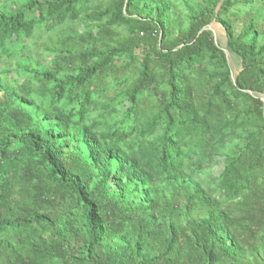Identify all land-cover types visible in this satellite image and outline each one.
Masks as SVG:
<instances>
[{"label": "trees", "instance_id": "16d2710c", "mask_svg": "<svg viewBox=\"0 0 264 264\" xmlns=\"http://www.w3.org/2000/svg\"><path fill=\"white\" fill-rule=\"evenodd\" d=\"M0 264H264V0H0Z\"/></svg>", "mask_w": 264, "mask_h": 264}, {"label": "rangeland", "instance_id": "374dc122", "mask_svg": "<svg viewBox=\"0 0 264 264\" xmlns=\"http://www.w3.org/2000/svg\"><path fill=\"white\" fill-rule=\"evenodd\" d=\"M6 3L9 4V3H12V2L11 1H6ZM206 28L211 31L215 42L220 46V48H222L224 51H226V56H227V59H228V63H229L230 69H231L232 73L235 74L237 72V70H239L240 66L237 63L236 58L233 55H231L227 51V49L225 48L226 39H225V34H224V30H223L222 26L218 22L212 21ZM220 167H221V165H215L212 168V171L213 172H218Z\"/></svg>", "mask_w": 264, "mask_h": 264}, {"label": "water", "instance_id": "95a60500", "mask_svg": "<svg viewBox=\"0 0 264 264\" xmlns=\"http://www.w3.org/2000/svg\"><path fill=\"white\" fill-rule=\"evenodd\" d=\"M208 26V25H207ZM225 53H226V51H225Z\"/></svg>", "mask_w": 264, "mask_h": 264}]
</instances>
